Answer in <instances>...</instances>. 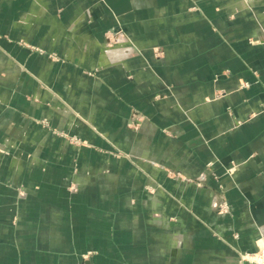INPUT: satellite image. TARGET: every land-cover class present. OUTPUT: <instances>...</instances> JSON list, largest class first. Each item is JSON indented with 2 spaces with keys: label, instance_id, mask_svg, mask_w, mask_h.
<instances>
[{
  "label": "crops",
  "instance_id": "1",
  "mask_svg": "<svg viewBox=\"0 0 264 264\" xmlns=\"http://www.w3.org/2000/svg\"><path fill=\"white\" fill-rule=\"evenodd\" d=\"M262 233L264 0H0V264H250Z\"/></svg>",
  "mask_w": 264,
  "mask_h": 264
},
{
  "label": "built area",
  "instance_id": "2",
  "mask_svg": "<svg viewBox=\"0 0 264 264\" xmlns=\"http://www.w3.org/2000/svg\"><path fill=\"white\" fill-rule=\"evenodd\" d=\"M215 207H218L219 210L224 212L229 211L228 203L224 201L215 202ZM242 260L250 264H264V233L259 238L258 249L254 252H248L242 255Z\"/></svg>",
  "mask_w": 264,
  "mask_h": 264
},
{
  "label": "rangeland",
  "instance_id": "3",
  "mask_svg": "<svg viewBox=\"0 0 264 264\" xmlns=\"http://www.w3.org/2000/svg\"><path fill=\"white\" fill-rule=\"evenodd\" d=\"M216 208H218V207H216Z\"/></svg>",
  "mask_w": 264,
  "mask_h": 264
}]
</instances>
